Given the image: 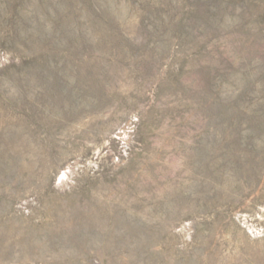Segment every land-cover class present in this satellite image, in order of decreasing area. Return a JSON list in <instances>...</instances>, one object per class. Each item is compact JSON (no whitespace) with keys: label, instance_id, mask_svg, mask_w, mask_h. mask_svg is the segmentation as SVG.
Listing matches in <instances>:
<instances>
[{"label":"rangeland","instance_id":"1","mask_svg":"<svg viewBox=\"0 0 264 264\" xmlns=\"http://www.w3.org/2000/svg\"><path fill=\"white\" fill-rule=\"evenodd\" d=\"M0 264H264V0H0Z\"/></svg>","mask_w":264,"mask_h":264}]
</instances>
